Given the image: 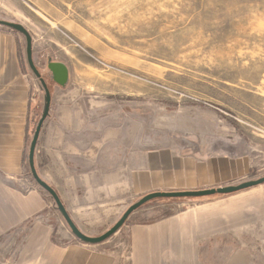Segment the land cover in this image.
Wrapping results in <instances>:
<instances>
[{
  "label": "rangeland",
  "instance_id": "374dc122",
  "mask_svg": "<svg viewBox=\"0 0 264 264\" xmlns=\"http://www.w3.org/2000/svg\"><path fill=\"white\" fill-rule=\"evenodd\" d=\"M0 20L29 32L34 64L50 94L58 85L47 70L49 59L68 68L65 87L81 94L88 119L104 118L109 125L113 116L110 127L123 142L137 150L168 143L203 153L226 142L233 155H250V178L264 175V0H0ZM16 34L23 66L42 97L23 159L27 188L40 192L25 174L43 91L27 65L25 39ZM44 198L63 221L53 201ZM186 201L191 200L143 205L108 239L112 249L106 251L126 264L125 225L169 217ZM123 213L79 229L98 236ZM15 254L0 245V264Z\"/></svg>",
  "mask_w": 264,
  "mask_h": 264
},
{
  "label": "crops",
  "instance_id": "0c3cea01",
  "mask_svg": "<svg viewBox=\"0 0 264 264\" xmlns=\"http://www.w3.org/2000/svg\"><path fill=\"white\" fill-rule=\"evenodd\" d=\"M7 29H0V245L16 254L4 264H118L106 251L109 240L77 242L43 195L27 188L23 159L42 97L23 66L20 37ZM55 88L35 161L78 228L115 219L149 193L253 179L250 155H233L226 142L205 153L168 143L137 150L110 127L113 116L109 125L104 118L88 119L81 94L71 85ZM176 206L161 220L125 225L126 264H264V184Z\"/></svg>",
  "mask_w": 264,
  "mask_h": 264
},
{
  "label": "water",
  "instance_id": "95a60500",
  "mask_svg": "<svg viewBox=\"0 0 264 264\" xmlns=\"http://www.w3.org/2000/svg\"><path fill=\"white\" fill-rule=\"evenodd\" d=\"M0 26L6 27L15 33L22 35L25 39V55L27 65L33 74V76L38 80L40 87L43 91V108L40 118L36 124L34 129L32 139L29 143L28 153H27V162L30 171V175L34 182L43 189L53 200L55 204V208L57 209L58 213L62 217L63 221L67 225L68 229L70 230L71 234L75 237L76 240L83 244L87 245H97L105 242L111 236H113L125 223L128 217L135 212L137 209L142 207L143 205L156 200V199H201V198H208L214 196H225L234 194L240 191H244L250 188H254L264 184V175L250 179L244 182H241L237 185H229L223 186L218 188H211V189H202V190H194V191H175V192H153L146 194L139 198L137 201L132 203L121 215V217L104 233L98 236H89L84 234L74 223L71 216L69 215L67 209L63 205L61 199L59 198L58 194L55 190L49 186L41 177L39 176L36 168H35V150L36 145L38 142L39 134L42 128V125L46 118L49 115L50 110V103H51V94L49 88L47 86L46 81L41 76L40 72L36 68L34 61H33V47H32V37L29 32L18 23L8 22L4 20H0ZM47 70L50 74V78L52 82L59 87H65L69 81V70L65 64L61 62H55L52 60L47 61Z\"/></svg>",
  "mask_w": 264,
  "mask_h": 264
},
{
  "label": "trees",
  "instance_id": "16d2710c",
  "mask_svg": "<svg viewBox=\"0 0 264 264\" xmlns=\"http://www.w3.org/2000/svg\"><path fill=\"white\" fill-rule=\"evenodd\" d=\"M14 32V31H13ZM37 124V121L34 123V126L33 127H35V125ZM28 136H27V141H28ZM36 147H37V145H36ZM24 159H25V156H24ZM34 162H35V168H36V170L38 171V168H39V166L36 164V161H35V158H34ZM26 173L27 174H25V175H27L29 178H31V175H30V173H29V170H27L26 171ZM32 182H33V180H31ZM36 185V184H35ZM37 186V189L43 194V196L44 197H48L49 199H51V197L43 190V189H41L38 185H36ZM241 192V191H240ZM225 196H227V195H225ZM52 200V199H51ZM53 201V200H52ZM54 203V202H53Z\"/></svg>",
  "mask_w": 264,
  "mask_h": 264
}]
</instances>
